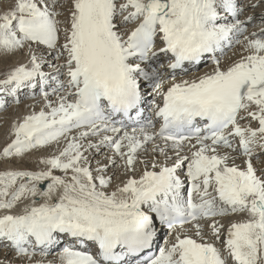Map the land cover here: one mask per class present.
<instances>
[{
	"label": "snow or ice",
	"instance_id": "1",
	"mask_svg": "<svg viewBox=\"0 0 264 264\" xmlns=\"http://www.w3.org/2000/svg\"><path fill=\"white\" fill-rule=\"evenodd\" d=\"M19 53L0 264H264V0H0Z\"/></svg>",
	"mask_w": 264,
	"mask_h": 264
},
{
	"label": "bare ground",
	"instance_id": "2",
	"mask_svg": "<svg viewBox=\"0 0 264 264\" xmlns=\"http://www.w3.org/2000/svg\"><path fill=\"white\" fill-rule=\"evenodd\" d=\"M257 14L261 11V9L255 10ZM235 53V55L233 54ZM240 54L239 46L236 49H232L227 52V57L231 58L232 60L238 59ZM24 56L22 53H19L15 56H10L6 58H0V71H3L7 66H10L16 63L18 60L23 59ZM230 62V61H229ZM207 66H203L199 69V71L206 70ZM32 101L29 99H24L23 103L16 106L13 104L7 110L0 111V149H2L6 143L9 142V138L6 136L8 129L11 126V123L18 117H22L27 113L29 110L27 105L31 104ZM36 110H39V106ZM53 151L52 148L42 149L39 152H35L30 156H27L23 161L11 160L6 162H0V171L5 170L6 168H27L30 170H36L42 165H39L38 158L44 155H48ZM239 163V161H238ZM57 174H59L57 172ZM4 252L0 250V259H3Z\"/></svg>",
	"mask_w": 264,
	"mask_h": 264
},
{
	"label": "rangeland",
	"instance_id": "3",
	"mask_svg": "<svg viewBox=\"0 0 264 264\" xmlns=\"http://www.w3.org/2000/svg\"><path fill=\"white\" fill-rule=\"evenodd\" d=\"M238 47V46H237ZM236 49V48H235ZM16 106H18V105H16Z\"/></svg>",
	"mask_w": 264,
	"mask_h": 264
}]
</instances>
